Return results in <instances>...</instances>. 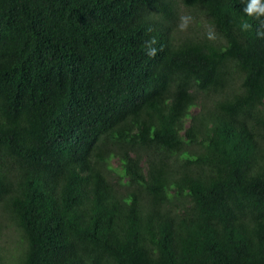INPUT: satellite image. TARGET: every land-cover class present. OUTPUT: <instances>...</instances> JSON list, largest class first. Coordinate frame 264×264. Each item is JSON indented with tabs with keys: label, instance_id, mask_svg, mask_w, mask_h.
<instances>
[{
	"label": "trees",
	"instance_id": "1",
	"mask_svg": "<svg viewBox=\"0 0 264 264\" xmlns=\"http://www.w3.org/2000/svg\"><path fill=\"white\" fill-rule=\"evenodd\" d=\"M179 1L0 0L13 264H264V39Z\"/></svg>",
	"mask_w": 264,
	"mask_h": 264
},
{
	"label": "clouds",
	"instance_id": "2",
	"mask_svg": "<svg viewBox=\"0 0 264 264\" xmlns=\"http://www.w3.org/2000/svg\"><path fill=\"white\" fill-rule=\"evenodd\" d=\"M243 13L258 22L259 27L256 30V36L259 39H264V0H246L245 6L243 8ZM193 17L190 15H181L179 17V24L177 25L180 31H187L189 25L192 23ZM206 39L210 41H216L218 36L215 32L214 26L206 25ZM252 25L244 21L240 24V30L242 32L250 31ZM157 43L155 38H150L149 40L145 41L144 49L145 55L150 59H154L158 54V49L154 47Z\"/></svg>",
	"mask_w": 264,
	"mask_h": 264
},
{
	"label": "rangeland",
	"instance_id": "3",
	"mask_svg": "<svg viewBox=\"0 0 264 264\" xmlns=\"http://www.w3.org/2000/svg\"><path fill=\"white\" fill-rule=\"evenodd\" d=\"M177 7L182 15H188V11L184 9L179 0H177ZM17 240L18 232L15 230L14 226L8 224V227L4 228L0 235V249L2 250V254H4L5 258L3 259L5 260L6 264H13L15 255L13 254V258L11 257V255L15 252L14 250L16 248V245L18 244L16 243Z\"/></svg>",
	"mask_w": 264,
	"mask_h": 264
}]
</instances>
